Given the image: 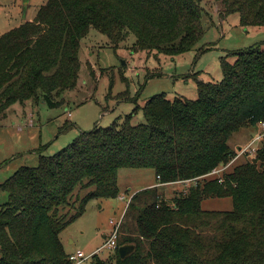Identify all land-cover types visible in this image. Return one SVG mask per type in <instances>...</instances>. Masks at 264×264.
I'll use <instances>...</instances> for the list:
<instances>
[{"label": "trees", "instance_id": "1", "mask_svg": "<svg viewBox=\"0 0 264 264\" xmlns=\"http://www.w3.org/2000/svg\"><path fill=\"white\" fill-rule=\"evenodd\" d=\"M220 4L223 18L237 13L241 26L264 27V0ZM205 12L199 0H46L32 20L0 34V119L16 101L54 106V95L74 89L90 29L116 44L133 34L134 49L174 55L201 39ZM221 70L218 82L197 81L193 99L157 93L140 107L142 123L131 121L137 106L18 168L0 185V264H71L60 232L89 200L120 195L121 168L190 184L170 197L157 186L132 194L116 242L135 250L90 264H264V137L251 159L211 174L234 155L228 141L240 128L264 125V40L233 51ZM211 198H229L232 208L203 209Z\"/></svg>", "mask_w": 264, "mask_h": 264}, {"label": "rangeland", "instance_id": "2", "mask_svg": "<svg viewBox=\"0 0 264 264\" xmlns=\"http://www.w3.org/2000/svg\"><path fill=\"white\" fill-rule=\"evenodd\" d=\"M46 0H0V34L33 19ZM206 11L202 14L203 34L188 50L168 55L134 49L135 37L129 34L118 44L103 33L90 29L82 38L79 50L81 62L74 89L55 96L57 105L49 106L34 98L24 103H12L0 119V185L21 166H35L40 154L52 155L66 147L81 132L95 124L108 126L116 118H123L137 107L132 123L144 121L141 106L151 96L164 93L167 97L197 96V81L218 82L222 78L221 61L232 58V52L260 44L264 27L241 26L237 13L220 15V0H199ZM124 62V63H123ZM91 71V72H90ZM264 137V125H245L230 139L232 158L217 168L222 172L251 159ZM147 178H145V176ZM148 179V180H146ZM155 181L152 169L121 168L118 184L122 193L129 184L133 190ZM190 182L166 185L164 193L173 195ZM84 193H80L82 196ZM7 200L0 190V206ZM127 198L91 199L85 211L60 232L65 251L83 250L86 254L101 247L114 223L126 209ZM202 208L230 210L229 198L205 199ZM73 212V211H72ZM114 223H113V222ZM113 250L99 249L102 259L112 257ZM113 258V257H112Z\"/></svg>", "mask_w": 264, "mask_h": 264}, {"label": "built area", "instance_id": "3", "mask_svg": "<svg viewBox=\"0 0 264 264\" xmlns=\"http://www.w3.org/2000/svg\"><path fill=\"white\" fill-rule=\"evenodd\" d=\"M223 169L224 168H221V169L216 168V169L212 170L211 174H215L216 175L217 173H219V170L221 171ZM157 178H159V176H157ZM186 182H190V181H185L184 183H186ZM158 185H167V184L158 183ZM120 222H121V219L119 221L115 222V223L113 222L114 226H113L112 230L106 236L105 241L101 245V247L97 248L96 250H94L92 252H89L87 254L81 249H76V250H74L72 252H68V259L71 262V264H90V262L92 260V257L94 255H98L99 249H101L103 247H105L107 249H110V250H113L115 252L116 249L118 248V245H117V242H116V238H117V234H118V231H119Z\"/></svg>", "mask_w": 264, "mask_h": 264}, {"label": "crops", "instance_id": "4", "mask_svg": "<svg viewBox=\"0 0 264 264\" xmlns=\"http://www.w3.org/2000/svg\"><path fill=\"white\" fill-rule=\"evenodd\" d=\"M145 178H147L146 175H144ZM148 180V179H146ZM152 186H157L159 188H162V187H165L166 185H158V181H157V178L155 176V181L151 182V181H148V183L144 184V185H141L139 188H136L133 190V187L130 186L129 184H126L125 185V190L126 191H129L130 194H125V193H122V191L120 192V195L117 197V198H121V199H124V198H127L129 200V198L132 196V194H134L135 192L141 190V189H144V188H148V187H152ZM127 200V201H128ZM107 236V234H104V237ZM101 257V256H100Z\"/></svg>", "mask_w": 264, "mask_h": 264}, {"label": "water", "instance_id": "5", "mask_svg": "<svg viewBox=\"0 0 264 264\" xmlns=\"http://www.w3.org/2000/svg\"><path fill=\"white\" fill-rule=\"evenodd\" d=\"M124 63V62H123ZM135 250V244L124 243L118 246V254L120 258L129 256Z\"/></svg>", "mask_w": 264, "mask_h": 264}]
</instances>
